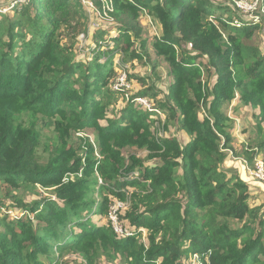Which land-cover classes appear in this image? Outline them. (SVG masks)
<instances>
[{"label": "trees", "instance_id": "obj_1", "mask_svg": "<svg viewBox=\"0 0 264 264\" xmlns=\"http://www.w3.org/2000/svg\"><path fill=\"white\" fill-rule=\"evenodd\" d=\"M111 1L110 52L100 49L107 30H92L80 0H27L0 14V264H67L68 252L122 254L128 264H191L193 257L198 264H264L262 221L249 207L247 182L221 165L231 124L222 107L237 99L258 110V129L264 123V54L244 46L264 21L228 22L235 11L216 0ZM142 12L159 30L151 46L171 82L158 102L156 84L138 77L144 88L111 116L109 102L122 93L110 87L113 54L128 62L147 56ZM80 36L95 48L91 62L73 57ZM136 99L161 110L189 140H156L151 113L134 109ZM51 121L55 136L43 142L38 123ZM81 130L96 133L95 149L87 139L68 146L69 132ZM126 149L147 151L146 162L124 156ZM36 185L51 197L17 199V190ZM113 200L128 202L117 217L129 236L89 218L106 217ZM14 207L24 216H7ZM207 208L251 223L231 228L210 219Z\"/></svg>", "mask_w": 264, "mask_h": 264}, {"label": "rangeland", "instance_id": "obj_2", "mask_svg": "<svg viewBox=\"0 0 264 264\" xmlns=\"http://www.w3.org/2000/svg\"><path fill=\"white\" fill-rule=\"evenodd\" d=\"M23 1V2H22ZM26 0H0V14H10L12 8L14 7H20L21 4L25 3ZM82 4L87 9V16L90 19V25L93 26V28H99L102 31H106V34L104 38H106V44L102 45L101 50H105L108 48V52H110V48L113 49V43L109 36L114 35V33H110L112 30L113 25H115L114 17L112 13L108 14V9L110 10V4L104 5L101 7L95 6V4L92 1L86 0V2L93 3L94 10H91L86 4ZM105 1V0H103ZM111 1V0H110ZM218 2H221L223 6H228L229 8H234L235 3L241 2L243 5L248 6V1L246 0H217ZM112 2V1H111ZM101 3V2H100ZM101 9V10H100ZM238 10V9H237ZM248 8L245 9V11L242 10V12H246ZM114 12V11H113ZM238 10L235 11L234 15L235 18L233 20H229L228 22L238 24L240 21H247L246 19H250L249 16L244 18V15L241 14ZM262 13V14H261ZM264 0L262 1V7L260 9V20L264 21ZM255 16V14H254ZM225 16H223L224 18ZM150 20H149V19ZM237 19H240L239 21ZM137 23L142 30V38L147 41V56L146 59L142 62H128L126 59L122 57L120 53H115L112 56L113 65H114V75L112 79H110L111 85L110 87L119 86V91H122L120 94H114L113 99L109 102V111L111 116L116 117L119 115L122 108L125 106V104L129 101V98L137 93L141 88H144V86L140 85V82L138 81V77H142L143 79L148 80V87H155L156 84V90L158 92L157 101H162L164 98L165 89L168 87L169 83L171 82L168 77V71L169 67L167 63H165L161 58H158L155 56L153 50H152V40L153 37L156 35H159V30L157 29L155 22L147 16V12H142L138 14ZM94 31V30H93ZM78 46L76 45V51L73 55L76 59L79 61H87L91 62L95 59V48L92 44H90V39H85L82 36L77 38ZM244 43L247 48L250 49H256L257 51L264 54V25L254 34L251 36L249 40H244ZM97 51V50H96ZM246 52H249V49L246 50ZM78 53V54H77ZM103 58L100 57L99 60H102ZM154 70V72H153ZM130 77V78H129ZM135 79V80H134ZM211 79V78H210ZM211 81V80H210ZM109 82V83H110ZM146 83V82H145ZM147 88V86L145 87ZM114 89V88H113ZM124 90V91H123ZM159 92L161 94H159ZM126 93V94H125ZM152 95V92H150V95ZM145 102V105L142 103L134 102L133 108L138 111H143L142 109H147V106L149 105L151 108H153L150 103H148L146 100H142ZM235 101H238L235 99ZM147 102V103H146ZM237 103V102H236ZM148 104V105H147ZM147 111V110H146ZM161 114L151 113V118L148 120L150 125V130L153 133V137L157 139H176L178 142L183 145L186 141L189 140V136L186 134L180 132L176 128H173L171 124L167 123L165 121V116L161 110H159ZM222 113L227 115L231 120V124L229 129L227 130V136L229 138V147L226 151H230L232 153V156H230L227 153V158H225V161L221 163L223 165L222 170L225 172V169L227 170V174H230L231 171L236 172L239 177L243 180H245L249 192L251 193V199L249 200V207H251V211L257 212V216L259 219H261L262 227H261V233L264 234V182L260 181H253V179H249L248 175L243 177L245 174L241 171V163L245 162L249 165V167L252 166L254 160H259L264 165V123L260 125V129H258V110L253 109L251 107H243L238 105H225L222 107ZM162 115V118L160 117ZM44 124V125H43ZM51 124V126H50ZM38 123V129L42 133V141L47 142L48 139H51V137L55 136V128L52 126L54 125V121H51V123ZM101 125H105L101 122ZM163 127H166L165 129ZM158 133H161V135H158ZM68 146H71V144H77L81 147L80 139H87L89 143L93 146L95 149L96 145V133L93 130H81V131H75V132H69L68 136ZM38 153L40 155L46 156L44 154L42 148H39ZM124 156L128 155H136L137 158L142 159L144 162H146V158L148 155L147 151H140L135 149H126L123 151ZM95 157L98 159L99 156L95 154ZM197 159L200 162L206 163V165L210 164H217L216 160H206L203 156L198 155ZM41 162H44V160H41ZM155 161H149L145 165L151 166ZM180 174V171L178 172ZM80 176V174H78ZM247 177V178H246ZM72 179L71 175H67L64 179V181ZM98 183L100 184V179L98 180ZM16 197L18 200H20L24 204L32 203L36 200H38L40 197H51L50 193L51 190H46L38 185L35 187H28L25 190L19 189L16 192ZM4 195V191H1L0 188V198ZM99 201V200H98ZM113 204L114 207L112 206ZM111 206L113 207L112 211H114L117 207L118 213L123 212L126 210V207L128 206V202H121L117 200H113L111 202ZM12 211H18L19 209L14 207V209L9 208ZM7 209L6 212L9 210ZM16 209V210H15ZM206 215L210 217V219L215 221H222L226 222L231 228L234 229H240L244 224L251 223V218H244L243 220H228L224 219L219 215V210L217 208H207L205 210ZM113 216V214H112ZM257 217V219H258ZM89 218H91L93 221H98L102 223H108V225L112 228V224L109 220V211L107 213V216H100L97 217L95 215H90ZM118 230L121 231L120 223L118 224ZM123 230V229H122ZM120 234V233H117ZM121 236H125V234L121 233ZM141 241L144 245L145 243V232H143V236H141ZM264 243V241H263ZM63 259L67 262V264H128V258L125 255L122 254H116L113 258H108L103 253H97L94 254L92 252H89L87 255L80 254L78 252H68L63 255ZM198 260L196 258L190 259L191 264H198Z\"/></svg>", "mask_w": 264, "mask_h": 264}, {"label": "built area", "instance_id": "obj_3", "mask_svg": "<svg viewBox=\"0 0 264 264\" xmlns=\"http://www.w3.org/2000/svg\"><path fill=\"white\" fill-rule=\"evenodd\" d=\"M27 1V0H26ZM25 1V2H26ZM99 3H100V7L101 5L104 6V5H108L110 4V10L108 9V14L109 13H112L113 12V8H112V3L110 0H97ZM248 1V6H245L243 5L241 2H238V3H235V7L234 8H231L233 9L234 11H237L238 10L240 12L245 11L246 8H248V10L244 13L242 12L241 14L244 15V18L246 19L247 16L250 17V19H246L247 21L249 22H252V23H257L259 24L262 20H260V9L262 7V1L263 0H246ZM23 2V1H22ZM82 2V1H81ZM216 2H218L216 0ZM84 4H86L89 8H91V10H94V6H93V3L91 4L90 2H86V0L83 1ZM218 3H221V2H218ZM222 4V3H221ZM88 9V8H87ZM238 9V10H237ZM101 10V9H100ZM255 14V16H254ZM262 14V13H261ZM264 15V14H263ZM149 19V18H148ZM150 20V19H149ZM91 28H93V26H91ZM95 29H98V28H95ZM94 30V28L92 29ZM114 90H118L119 86H115L113 87ZM144 99H136V102L138 103H142L145 105V102L142 101ZM147 103V102H146ZM148 105V104H147ZM148 112L150 113H156V114H161V112L157 109H153L151 108L149 105L147 106V109H146ZM160 117L162 118V115H160ZM158 135H161V133H158ZM162 136V135H161ZM230 156H232V153L230 151H226ZM241 171L244 172L245 176L248 175V177L256 180L257 182L260 181V182H264V165L261 161L259 160H254L253 164L251 167H249V165L245 162H242L241 163ZM247 178V177H246ZM115 204H113L112 206L114 207ZM110 206V209H109V220L113 226L114 229H112L114 231V233L119 236V237H123L121 236L120 234L123 233L125 234L124 237L126 236H129L130 235V232L127 230V229H124L123 227H121V231L119 232V228H118V224H119V219L117 217V213H118V208L117 207L114 211H112L113 207ZM7 216H9L10 218H16V217H23L24 214H22L21 212L18 213V211H12L11 209H9L7 212H6ZM113 214V216H112ZM121 226V225H120ZM123 229V230H122ZM117 233H120V234H117ZM142 236H143V233H142Z\"/></svg>", "mask_w": 264, "mask_h": 264}, {"label": "crops", "instance_id": "obj_4", "mask_svg": "<svg viewBox=\"0 0 264 264\" xmlns=\"http://www.w3.org/2000/svg\"><path fill=\"white\" fill-rule=\"evenodd\" d=\"M236 102H237V103H236ZM235 104L238 105V101H235V100H234V101L231 103V105H233V106H234ZM245 108H246V107H245ZM229 117H230V116H229Z\"/></svg>", "mask_w": 264, "mask_h": 264}]
</instances>
